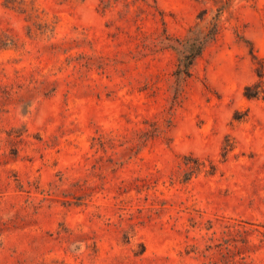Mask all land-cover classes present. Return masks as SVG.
<instances>
[{
	"label": "rangeland",
	"instance_id": "374dc122",
	"mask_svg": "<svg viewBox=\"0 0 264 264\" xmlns=\"http://www.w3.org/2000/svg\"><path fill=\"white\" fill-rule=\"evenodd\" d=\"M259 71L264 0H0V264H264Z\"/></svg>",
	"mask_w": 264,
	"mask_h": 264
},
{
	"label": "trees",
	"instance_id": "16d2710c",
	"mask_svg": "<svg viewBox=\"0 0 264 264\" xmlns=\"http://www.w3.org/2000/svg\"><path fill=\"white\" fill-rule=\"evenodd\" d=\"M217 34V24L212 23L210 28H208L206 34L202 37L196 36L194 38H188L184 40V45L187 48L186 52H179L180 57L178 60V67L176 70L177 75L189 76V68L193 64L194 60L199 57L205 47V45L212 41ZM257 78L259 79L258 83L252 86H248L244 89V96L248 99L258 98L263 94L262 88V78L264 74L262 72L256 73Z\"/></svg>",
	"mask_w": 264,
	"mask_h": 264
}]
</instances>
